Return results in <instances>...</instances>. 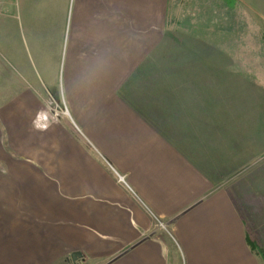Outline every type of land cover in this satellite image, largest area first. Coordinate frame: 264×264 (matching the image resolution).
Here are the masks:
<instances>
[{
    "label": "crops",
    "instance_id": "0c3cea01",
    "mask_svg": "<svg viewBox=\"0 0 264 264\" xmlns=\"http://www.w3.org/2000/svg\"><path fill=\"white\" fill-rule=\"evenodd\" d=\"M176 1L0 0V264H264L259 121L178 50L264 0Z\"/></svg>",
    "mask_w": 264,
    "mask_h": 264
},
{
    "label": "rangeland",
    "instance_id": "374dc122",
    "mask_svg": "<svg viewBox=\"0 0 264 264\" xmlns=\"http://www.w3.org/2000/svg\"><path fill=\"white\" fill-rule=\"evenodd\" d=\"M177 1L184 10L199 8V20L201 23L206 22L203 12L207 8V0ZM201 23L202 29L204 24ZM178 43V50L183 55L194 56L197 60L194 70H199L201 76L209 77L208 80L200 79V85L216 87L217 104H231L236 109L232 113H236L239 119L241 117L243 122L246 121L249 130L252 126L254 128L255 119H258L257 130L261 132L264 148V42ZM59 108L55 113L52 111L56 114L55 120L67 115L65 108ZM261 161L264 162V149Z\"/></svg>",
    "mask_w": 264,
    "mask_h": 264
},
{
    "label": "water",
    "instance_id": "95a60500",
    "mask_svg": "<svg viewBox=\"0 0 264 264\" xmlns=\"http://www.w3.org/2000/svg\"><path fill=\"white\" fill-rule=\"evenodd\" d=\"M79 255V252H73L72 254H71V260L73 261V262H75L76 261V259H77V256Z\"/></svg>",
    "mask_w": 264,
    "mask_h": 264
},
{
    "label": "clouds",
    "instance_id": "9594fccd",
    "mask_svg": "<svg viewBox=\"0 0 264 264\" xmlns=\"http://www.w3.org/2000/svg\"><path fill=\"white\" fill-rule=\"evenodd\" d=\"M37 127H47V124L45 123L44 125H40L39 123L36 124Z\"/></svg>",
    "mask_w": 264,
    "mask_h": 264
},
{
    "label": "built area",
    "instance_id": "2783aa9c",
    "mask_svg": "<svg viewBox=\"0 0 264 264\" xmlns=\"http://www.w3.org/2000/svg\"><path fill=\"white\" fill-rule=\"evenodd\" d=\"M119 180L120 181H123V176H119Z\"/></svg>",
    "mask_w": 264,
    "mask_h": 264
},
{
    "label": "snow or ice",
    "instance_id": "6c2138e0",
    "mask_svg": "<svg viewBox=\"0 0 264 264\" xmlns=\"http://www.w3.org/2000/svg\"><path fill=\"white\" fill-rule=\"evenodd\" d=\"M41 119H44L43 117Z\"/></svg>",
    "mask_w": 264,
    "mask_h": 264
}]
</instances>
